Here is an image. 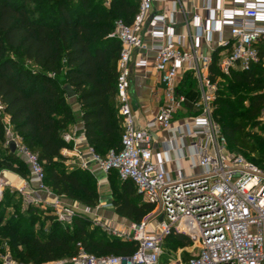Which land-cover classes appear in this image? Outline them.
Returning <instances> with one entry per match:
<instances>
[{"label": "built area", "instance_id": "2783aa9c", "mask_svg": "<svg viewBox=\"0 0 264 264\" xmlns=\"http://www.w3.org/2000/svg\"><path fill=\"white\" fill-rule=\"evenodd\" d=\"M139 1L133 22L127 24L119 19L111 33L121 42L117 78V107L123 127L121 148H112L105 156L89 144L84 151L82 137L76 131H66L63 138L68 145L62 152L65 157L77 158L83 168L95 166L105 174L117 170L121 179L134 183L143 201L153 205L154 210L140 223L129 222L127 231L94 215L96 225L109 234L136 242L137 250L128 256H99L79 243V252L70 258V263L163 264V241L176 232L192 241V255L187 264H264V168L231 150L215 119L218 83L211 75L213 56L196 49L185 50L183 37L176 38L165 14L150 17L156 0ZM235 3V8L220 4L212 8L208 4L212 26L199 22L196 26L198 37L219 33V45L228 48L219 62L220 71L226 75L233 70H249L262 61L264 0H235ZM148 22L152 37L160 41L154 70L161 76L164 96L157 118L141 127L136 122L131 95V64L134 53L147 48L142 32ZM188 61L199 92L195 103L198 113L178 116L187 111L186 96L179 92V86L183 64ZM136 65L147 67L148 60L140 58ZM146 74L140 72L144 77ZM0 109L4 111L1 103ZM7 121V143L15 141L16 153L27 162L30 174L22 184L14 186L0 172V200L9 188L21 195L24 206L51 209L64 224L71 223L76 216L91 215L92 208L78 202L68 203L44 183V167L38 154L13 130L9 116ZM157 122L170 134L168 146L181 139L192 148L194 163L188 176L181 170L173 176L164 169L162 160L154 159L153 131Z\"/></svg>", "mask_w": 264, "mask_h": 264}, {"label": "trees", "instance_id": "16d2710c", "mask_svg": "<svg viewBox=\"0 0 264 264\" xmlns=\"http://www.w3.org/2000/svg\"><path fill=\"white\" fill-rule=\"evenodd\" d=\"M36 1L40 0H0V103L13 130L38 154L44 167V183L56 195L93 209L101 199L95 178L80 167L66 166L62 154L68 145L63 133L77 121L64 86L70 84L76 92L88 144L102 156L112 148H121L123 127L117 107L121 42L111 33L117 20L133 22L140 1L110 0L109 6L106 0H43V4ZM219 53L217 49L211 63L212 79L218 83L215 119L229 148L264 168L254 132L264 124V45L260 47L261 62L249 70H233L229 75L220 71ZM222 85L245 87L251 93L232 102L224 95ZM179 92L186 96L188 115L197 114L199 92L189 72L181 80ZM246 101L245 111L238 113ZM5 171L24 179L30 174L27 162L12 152L5 126L0 122V172ZM109 173L119 175L117 170ZM120 180L111 200L114 210L128 221L140 223L154 206L143 201L131 180ZM14 196L24 206L21 195L9 188L3 199ZM48 210L29 205L26 213L13 222L0 221L1 240L24 255L26 262L72 264L61 262L79 252V243L99 256H128L137 250L134 241L107 236L99 227L89 230L91 223L85 216H76L71 225H64ZM40 215L50 222L43 237L34 230ZM166 240L181 248L192 245L190 238L176 232ZM19 244L24 247L22 251L18 250ZM190 257L186 252L183 255L187 262ZM162 262L166 263L164 255Z\"/></svg>", "mask_w": 264, "mask_h": 264}, {"label": "crops", "instance_id": "0c3cea01", "mask_svg": "<svg viewBox=\"0 0 264 264\" xmlns=\"http://www.w3.org/2000/svg\"><path fill=\"white\" fill-rule=\"evenodd\" d=\"M208 4H211L212 8H217L219 4L224 8H235L236 6L235 0H211L210 3L209 0H156L154 11L151 12L150 17L155 14H165L168 23L174 28L176 38L183 37L182 43L185 50L192 51L196 49L198 52L213 56L215 51L220 49L219 56L221 57L222 53L227 51L228 48L219 45L218 32L213 34L206 33L201 37L196 36L198 22L206 27H210L213 24L212 13L207 9ZM106 5H110V0H106ZM142 35L147 44V48L134 53L131 64V95L134 103L136 122L139 126L144 127L149 121L155 120L159 114L164 96V84L160 74L154 70L157 46L160 44V41L152 37L149 22L146 24ZM228 35L229 32L226 27L225 36L227 37ZM140 58H146L148 60L147 67H138L136 65L137 60ZM190 66L191 62L189 61L183 64L181 80L187 72L193 77ZM144 71L147 73L145 77L140 75V72ZM193 79L195 78L193 77ZM68 100L77 116V121L67 131H76L77 135L80 138L82 137V145L85 151V146L88 145V141L84 133L81 106L76 96L68 98ZM183 114H188V112L183 111ZM6 116L8 117L7 114ZM153 136L154 159L162 160L163 167L167 172L173 176H177L180 170L185 176L192 173L191 166L194 163L193 150L186 145L184 140L178 139L172 146H168L166 141L170 138V134L158 122L154 126ZM69 158L74 159L73 156H66L67 160H70ZM3 174L14 186L20 185L24 179L9 171H5ZM98 175L100 180L107 177L103 171L99 172ZM109 199V196L101 197L99 206L92 209V214L100 218L104 215L105 218L110 220L108 224L130 222L115 212L113 204L111 201H108ZM66 201L71 203L69 199H66ZM105 204L112 205L105 207ZM181 249L182 251L192 253L191 246Z\"/></svg>", "mask_w": 264, "mask_h": 264}, {"label": "rangeland", "instance_id": "374dc122", "mask_svg": "<svg viewBox=\"0 0 264 264\" xmlns=\"http://www.w3.org/2000/svg\"><path fill=\"white\" fill-rule=\"evenodd\" d=\"M36 2L39 4L44 3L43 0L36 1ZM93 2H96V0H93ZM221 88L225 90L224 95H226L232 102H237L239 97L241 96L246 97V96H249V94L251 93V91L245 87L232 88L226 85H222ZM247 102L248 101H246L241 107H239L238 113H243L245 111ZM181 115H183V113L179 114L178 116H181ZM0 122L4 126L7 125L8 123L6 113L1 109H0ZM254 132L257 135L256 140H255L256 146H257V152L262 154L264 157V124L262 123L260 126L255 128ZM69 159L70 160L66 159V162H65L66 166H68L69 168L71 167L73 168V166H77L84 170H87L89 172V175H91L92 178H95V184L99 192L100 198L103 196H109V198L112 200V197L115 194L114 192H116V188L120 185L121 180H120L119 175H117L116 173H112V174L109 173V174H106L107 175L106 178H103V180L102 179L100 180L98 173L101 172V170H99L95 166H91L90 168H83L80 166L79 164L80 161L77 160V158L74 157V159H71V158ZM113 187L115 188V190L113 189ZM10 192H13V191L10 190ZM110 199L108 201H111ZM69 200L71 202H77L76 200H71V199ZM0 202L2 203L0 206V221L4 224L8 222H13L15 219L18 218V216H20L21 214H25L27 211V207L23 206L20 203L17 196H14L12 198L8 197V198L1 199ZM99 204H100V201L96 207H98ZM48 211L52 213L51 209H49ZM93 216H94L93 214L89 216H85V218H88L91 223L88 227L89 230L99 227L101 231H104L105 234H108L107 236H110V237L115 236V235L109 234L103 228L96 225L95 221L93 220ZM101 220L104 223L110 222V220L105 218L104 215L102 216ZM49 223L50 222L46 218L40 215L39 222L34 227L36 234L39 235L40 237H43L46 230L50 226ZM128 224L129 222L128 223L125 222L123 224L119 223L117 225L123 231H127L129 229ZM64 225H71V223H66ZM26 226L27 224H25L24 227L22 228H25ZM2 243H3V240H1L0 238V264H35L32 262H26L24 255H19V253H17L16 251H13L9 244L5 242L3 244ZM18 246H19L18 250L22 251L24 248L23 245L19 244ZM163 246H164L163 255L166 261L165 264H187V261H185L183 258L184 253L186 252L190 256L192 255V253L189 251H182L181 247L177 246L175 243L170 242V241L168 242L166 238L163 241ZM64 262H70V258L64 259L61 263H64ZM41 264H59V263L44 262Z\"/></svg>", "mask_w": 264, "mask_h": 264}, {"label": "water", "instance_id": "95a60500", "mask_svg": "<svg viewBox=\"0 0 264 264\" xmlns=\"http://www.w3.org/2000/svg\"><path fill=\"white\" fill-rule=\"evenodd\" d=\"M64 90L66 92L67 98H73V97L76 96V92L74 91L73 87L70 84H66L64 86ZM9 146H10L12 152H16V143H15V141H13V140L10 141L9 142Z\"/></svg>", "mask_w": 264, "mask_h": 264}, {"label": "bare ground", "instance_id": "6f19581e", "mask_svg": "<svg viewBox=\"0 0 264 264\" xmlns=\"http://www.w3.org/2000/svg\"><path fill=\"white\" fill-rule=\"evenodd\" d=\"M23 182V181H22ZM22 182H21V184H22Z\"/></svg>", "mask_w": 264, "mask_h": 264}]
</instances>
